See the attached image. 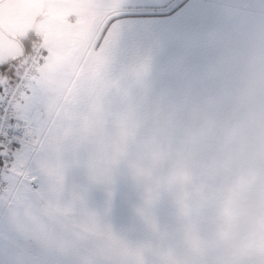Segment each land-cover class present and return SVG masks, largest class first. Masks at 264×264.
I'll list each match as a JSON object with an SVG mask.
<instances>
[{
  "label": "snow or ice",
  "instance_id": "6c2138e0",
  "mask_svg": "<svg viewBox=\"0 0 264 264\" xmlns=\"http://www.w3.org/2000/svg\"><path fill=\"white\" fill-rule=\"evenodd\" d=\"M221 19L207 0H0V264H145L107 219L119 160L85 114L125 61Z\"/></svg>",
  "mask_w": 264,
  "mask_h": 264
},
{
  "label": "clouds",
  "instance_id": "9594fccd",
  "mask_svg": "<svg viewBox=\"0 0 264 264\" xmlns=\"http://www.w3.org/2000/svg\"><path fill=\"white\" fill-rule=\"evenodd\" d=\"M85 120L124 167L145 264H264V67L222 98L117 73Z\"/></svg>",
  "mask_w": 264,
  "mask_h": 264
},
{
  "label": "crops",
  "instance_id": "0c3cea01",
  "mask_svg": "<svg viewBox=\"0 0 264 264\" xmlns=\"http://www.w3.org/2000/svg\"><path fill=\"white\" fill-rule=\"evenodd\" d=\"M207 2L220 5L222 11L221 22L210 36L189 38L172 49L161 44L151 50L146 64L128 60L117 73L146 67L156 92L170 90L177 96L222 98L249 72L264 67V0ZM114 14L111 6H105L97 19V30ZM116 168L107 219L117 235L137 248L146 232L133 207L134 196L124 167L118 163ZM92 197L94 206L102 211L107 193L98 186L93 188Z\"/></svg>",
  "mask_w": 264,
  "mask_h": 264
}]
</instances>
